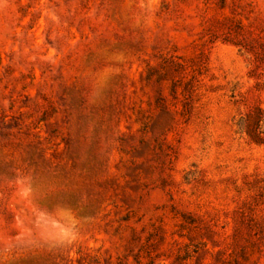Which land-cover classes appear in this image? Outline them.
<instances>
[{
    "label": "rangeland",
    "instance_id": "374dc122",
    "mask_svg": "<svg viewBox=\"0 0 264 264\" xmlns=\"http://www.w3.org/2000/svg\"><path fill=\"white\" fill-rule=\"evenodd\" d=\"M0 264H264V0H0Z\"/></svg>",
    "mask_w": 264,
    "mask_h": 264
}]
</instances>
